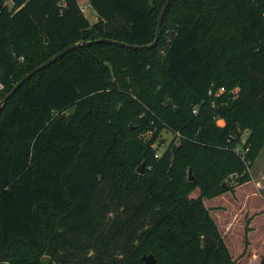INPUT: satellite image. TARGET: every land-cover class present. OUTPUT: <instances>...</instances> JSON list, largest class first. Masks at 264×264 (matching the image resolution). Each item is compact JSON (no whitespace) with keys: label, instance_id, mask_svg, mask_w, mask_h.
I'll return each instance as SVG.
<instances>
[{"label":"trees","instance_id":"trees-1","mask_svg":"<svg viewBox=\"0 0 264 264\" xmlns=\"http://www.w3.org/2000/svg\"><path fill=\"white\" fill-rule=\"evenodd\" d=\"M12 1L0 102L84 44L0 111V264H234L204 198L264 149V0H172L151 48L93 41L152 43L167 0Z\"/></svg>","mask_w":264,"mask_h":264},{"label":"rangeland","instance_id":"rangeland-1","mask_svg":"<svg viewBox=\"0 0 264 264\" xmlns=\"http://www.w3.org/2000/svg\"><path fill=\"white\" fill-rule=\"evenodd\" d=\"M85 7V14L94 23L99 18L88 0H78ZM218 121L220 123H218ZM216 123L225 124V119L218 117ZM133 129V125H131ZM150 135H147V138ZM161 139L155 145L160 158L169 146L173 134L163 131ZM145 166V164H144ZM144 171V167L142 172ZM250 181L236 185L233 191L225 192L214 198H204L228 244L234 264H259L264 258V149L250 169ZM194 175V174H193ZM189 177V174H188ZM234 183V182H232ZM200 194L199 189L192 192V197Z\"/></svg>","mask_w":264,"mask_h":264},{"label":"water","instance_id":"water-1","mask_svg":"<svg viewBox=\"0 0 264 264\" xmlns=\"http://www.w3.org/2000/svg\"><path fill=\"white\" fill-rule=\"evenodd\" d=\"M172 0H167L166 4L164 5L160 17H159V22H158V27H157V35L155 40L147 45H134V44H129L123 41H119V40H114V39H110V38H101V39H97L93 42L95 43H99V42H107V43H111V44H117L120 46H124V47H128V48H151L153 46H155L159 40L160 37V32H161V27H162V23L165 17V14L167 12V9L170 5ZM82 44H84V42H78V43H74L71 44L69 46H67L64 50L58 52L56 55L52 56L50 59H48L47 61L43 62L42 64H40L39 66H37L34 70H32L31 72H29L28 74H26L13 88L12 90L4 97V99L0 102V111L2 109V107L4 106V104L16 93V91L26 82L28 81L35 73H37L38 71L46 68L47 66H49L50 64L54 63L55 61H57L60 57L64 56L66 53H68L69 51L75 49L78 46H81ZM164 141H166V139H162L160 141V143H164ZM144 167V163L140 166L139 170L140 172H142ZM195 179L194 175H193V171L192 169H189V180L193 181ZM143 260L145 261V264H156L157 260L156 257L153 254H149V255H144L143 256Z\"/></svg>","mask_w":264,"mask_h":264},{"label":"built area","instance_id":"built-area-1","mask_svg":"<svg viewBox=\"0 0 264 264\" xmlns=\"http://www.w3.org/2000/svg\"><path fill=\"white\" fill-rule=\"evenodd\" d=\"M7 2L9 3V4H12L13 3V1L12 0H7ZM83 10H84V8H83ZM3 89V86L2 85H0V90H2ZM221 90H223V88L221 89ZM195 112H197V110H195ZM155 148H157V145H155ZM239 150V149H238ZM157 153V152H156ZM157 157V156H156Z\"/></svg>","mask_w":264,"mask_h":264},{"label":"clouds","instance_id":"clouds-1","mask_svg":"<svg viewBox=\"0 0 264 264\" xmlns=\"http://www.w3.org/2000/svg\"><path fill=\"white\" fill-rule=\"evenodd\" d=\"M218 123H220V122L218 121ZM153 147H155V145H153ZM159 155H160V153L157 152V153H156V156L159 157Z\"/></svg>","mask_w":264,"mask_h":264},{"label":"crops","instance_id":"crops-1","mask_svg":"<svg viewBox=\"0 0 264 264\" xmlns=\"http://www.w3.org/2000/svg\"><path fill=\"white\" fill-rule=\"evenodd\" d=\"M83 7V6H82ZM84 8V11H85V7H83Z\"/></svg>","mask_w":264,"mask_h":264}]
</instances>
